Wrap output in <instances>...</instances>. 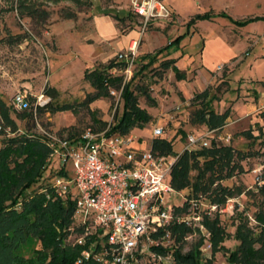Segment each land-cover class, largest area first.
<instances>
[{
	"label": "rangeland",
	"instance_id": "obj_1",
	"mask_svg": "<svg viewBox=\"0 0 264 264\" xmlns=\"http://www.w3.org/2000/svg\"><path fill=\"white\" fill-rule=\"evenodd\" d=\"M163 2L170 9L171 18L160 22V26L152 23L141 33L140 19L127 17L130 14L128 0H0V99L8 106L17 128L6 125L0 118V143L3 139L29 134L43 137L48 147L49 136L67 139L87 128H106L93 123L94 114L106 124L121 117L122 100L116 94L111 95L110 90L116 92L113 87L109 94L95 102L81 104L87 95L95 92L84 77L87 72L100 70L119 53L127 52L123 50L126 35L134 32L135 59L128 81L138 106L147 111L151 121L126 135L136 140L134 149H148L155 139H167L171 140L174 153L179 154L184 150L188 135L203 134L204 142L216 137L220 144L245 153L243 160H237L243 173L223 182L229 188L239 187L243 191L240 196L231 198L223 208L225 212L220 214L221 225L231 236L235 229L232 223L239 212L243 211L255 225L252 215L263 199L257 190L263 184L264 117L260 112L264 111V104L259 109L262 103L257 104L255 95L264 93V0ZM33 8L47 12V19L29 18L28 11ZM67 14L71 18H65ZM253 14L259 19L239 28L233 24V21L254 19ZM206 15L209 18H204ZM121 17H126L122 23ZM181 35L184 37L178 47H168L149 63L159 49ZM167 59L176 60V68L183 76L181 82L172 68L161 66ZM113 69L109 72L115 73ZM114 75L125 77L119 69ZM51 87L57 91L52 104L69 103L73 105L72 110L51 112L53 107L34 110L35 97L42 93L49 99L46 89ZM204 89L219 96L220 100L211 104L216 113L231 109L226 125L211 137L204 125L191 122L199 108L193 98ZM21 91L28 93L30 104L22 112L13 109L11 100ZM248 104H255L257 111L246 113ZM155 125L163 126L164 136L153 140ZM259 130L262 136L257 141L242 135L247 131L258 136ZM140 142L144 145L140 146ZM49 165L44 172L46 176L58 168V162L54 159ZM65 171L73 175L71 162L67 163ZM167 183L171 185L170 177ZM187 192L179 193L185 197ZM17 198L20 197L15 201ZM181 202L180 195L172 196V203ZM207 203L208 200L204 201V205ZM76 226L72 216L65 245L76 246L74 242L81 234ZM23 232L11 242L3 240L0 233V264H29L26 260L34 257V252L44 251L39 232L33 229ZM199 237L202 234L196 232L188 236L183 252H188ZM236 244L235 240L228 239L224 246L232 250ZM199 250L204 260L211 258L208 241ZM212 264H227L223 252L215 254Z\"/></svg>",
	"mask_w": 264,
	"mask_h": 264
},
{
	"label": "trees",
	"instance_id": "obj_2",
	"mask_svg": "<svg viewBox=\"0 0 264 264\" xmlns=\"http://www.w3.org/2000/svg\"><path fill=\"white\" fill-rule=\"evenodd\" d=\"M29 18L35 20H46L48 13L33 8L28 11ZM129 17V15H127ZM65 18H71L67 14ZM126 17L119 20L122 23ZM209 18V16H204ZM259 19L233 21L236 27H243L248 23ZM184 36H178L176 39L167 43L166 47L159 49L152 62L168 47L179 46ZM125 63L116 62V59L110 60L100 70L87 72L84 79L90 83L95 90L93 94L86 96L82 105L95 102L109 94L110 88L121 91L122 111L121 117H116L112 125V132L126 135L135 127H143L145 123L151 121L150 115L138 106L137 98L131 90V82L123 85L122 77L112 75L109 70L112 67H118L123 70ZM165 68H172L177 80H182V74L177 70L175 60L170 59L161 63ZM46 95L50 101L37 110L42 111L53 107V111L72 110L73 105L66 103L63 105H53V99L57 95L55 88L46 89ZM149 98V97H148ZM216 94H209L208 90L198 93L193 99L199 104L198 111L193 114L192 123L205 125L209 131L219 130L225 124L230 110L227 109L222 114H218L211 108L213 101L219 100ZM264 117V111L260 113ZM0 118L6 125L10 124L16 130V124L10 118L9 108L0 99ZM93 123H100L103 128L106 122H102L95 114L91 116ZM242 135L257 141L262 136L259 130L258 136H252L250 132L244 131ZM43 137L30 136L23 134L16 137L3 139L0 143V233L2 239H16L19 234L33 229L39 232L42 238L44 251L34 252V257L28 258L29 264H75L78 256L84 250L82 246H68L64 241L69 236L68 228L72 221L74 204L69 200L63 203L59 200L48 201L43 195H36L39 187L44 185L45 171L48 170L46 157L51 152L49 146L44 143ZM152 151L163 155L177 156L173 152L171 142L164 139H155L152 142ZM245 153L235 150L232 146H224L214 140H210L208 146H199L194 150H185L177 156L172 166L170 174V183L176 192L188 191L185 195L188 199H198L205 197L210 204L224 206L231 198L240 196L243 191L239 187H227L223 184L224 180H230L234 175L243 173V168L237 160H243ZM264 156V152H263ZM195 172V175H191ZM52 172L50 171V175ZM261 180L263 184L257 190L258 195L263 199L258 210L252 215L255 225L250 223L249 217L242 211L236 214L232 225L235 227L231 236L221 225L220 214L213 217L204 216L203 226L209 233L210 259L204 260L200 252L204 241L199 237L197 242L188 250L183 252L185 238L192 233L191 228L184 225L173 224L171 226V236L174 238L173 256L175 264H212L215 254L223 252L227 264H264V168L262 169ZM34 195L30 198L29 194ZM22 200V207L16 210V197ZM177 208L176 212H181L186 208ZM12 235V237L10 236ZM228 239L237 242L236 246L229 250L224 246Z\"/></svg>",
	"mask_w": 264,
	"mask_h": 264
},
{
	"label": "built area",
	"instance_id": "obj_3",
	"mask_svg": "<svg viewBox=\"0 0 264 264\" xmlns=\"http://www.w3.org/2000/svg\"><path fill=\"white\" fill-rule=\"evenodd\" d=\"M127 7L132 16L140 19L141 33L152 23L166 22L172 16L162 0H128ZM132 44L127 52L116 57V62L125 63L123 70L113 67L115 73L111 72L114 75L119 69L124 73L122 87L132 75L136 42ZM121 91L122 88L110 93L120 99ZM11 100L16 111L30 106L26 91L15 93ZM35 100V111L49 102L42 93ZM113 124L110 121L103 130L87 128L67 139L54 136L48 139L51 154L47 167L56 159L58 168L46 176L44 185L35 194L48 201L73 202V221L81 230L74 243L84 247L75 264H175L173 224L193 230L184 240L196 232L202 234L204 243L208 241L210 247L209 233L202 220L204 216L225 212L227 203L204 205L205 197H183L167 183L177 156L154 153L151 146L134 149V137L112 132ZM214 132L208 135L211 137ZM163 136V126L155 125L152 139ZM186 138L184 150L188 151L210 142L192 135ZM211 138L219 143L216 137ZM143 144L140 142V146ZM68 162L72 163V176L65 171ZM174 195L182 197L180 204L172 203ZM22 204L19 198L14 208L19 210ZM185 205V209L176 212Z\"/></svg>",
	"mask_w": 264,
	"mask_h": 264
},
{
	"label": "crops",
	"instance_id": "obj_4",
	"mask_svg": "<svg viewBox=\"0 0 264 264\" xmlns=\"http://www.w3.org/2000/svg\"><path fill=\"white\" fill-rule=\"evenodd\" d=\"M162 2H163V0H162ZM163 3H164V2H163ZM128 15H129V17H132V18L134 17V16H132L131 14H128ZM252 16H253V17H251V18L258 17V15H255V14H253ZM134 18H135V17H134ZM125 19H126V18H125ZM135 19H138V18L136 17ZM151 25H152V24H151ZM159 26H160V24H159ZM134 34H135L134 32H130V33H128V34L126 35L127 40L125 41V46L123 47V50H128V48L130 47V44L133 43V42H135V41H133L135 38L132 37V36H134ZM167 60H170V59H167ZM167 60H166V61H167ZM175 61H176V60H175ZM182 80H183V78H182ZM182 80H179V81L181 82ZM204 90H207V89H204ZM204 90H202V91H200V92H198V93H201V92H203ZM196 95H198V94H196ZM196 95H195V96H196ZM195 96H194V97H195ZM255 96L258 97V98H257V99H258V100H257V101H258L257 104L262 103L261 106H258V108L260 109V108L263 107V104H264V93H260V92H259V93H256ZM256 97H255V98H256ZM193 99H194V98H193ZM219 100H220V99H219ZM217 101H218V100H217ZM245 108H246V113H248L249 111H250V112L257 111V107H256L255 104H248V105H246ZM228 109H229L230 112H231V109H230V108H228ZM226 111H227V110H226ZM262 112H263V111H262ZM223 113H224V112H223ZM260 113H261V112H260ZM221 114H222V113H221ZM229 115H230V114H229ZM228 117H229V116H228ZM227 120H228V119H227ZM227 120H226V121H227ZM191 122H192V119H191ZM192 124H195V123H192ZM195 125H197V124H195ZM199 125H201V124H199ZM225 125H226V124H225ZM225 125H224V126H225ZM204 126H205V125H204ZM224 126H223V127H224ZM205 127H206V126H205ZM223 127H222V128H223ZM222 128H221V129H222ZM219 130H220V129H219ZM215 131H217V130H215ZM206 132L209 133V132H211V131H209V130L207 129V127H206ZM202 136H203V134H199V135H197V136H195V137H196V138H200V137H202ZM164 140H166L167 142H171V140H170V141H168L167 139H164ZM186 141H187V140H186ZM171 144H172V143H171ZM143 145H144V144H143ZM186 145H187V142H186ZM186 145H185V147H186ZM208 145H209V143H208ZM208 145H207V146H208ZM199 146H203V145H202V144H199V145H197L196 147H194V149L197 148V147H199ZM185 147H184V149H185ZM151 148H152V144H151ZM172 149H173V145H172ZM194 149H193V150H194ZM183 151H185V150H183ZM183 151H182V152H183ZM173 152H174V151H173ZM182 152L179 153V154H177V156H178V155H181Z\"/></svg>",
	"mask_w": 264,
	"mask_h": 264
}]
</instances>
